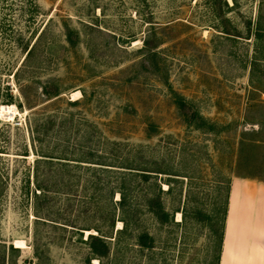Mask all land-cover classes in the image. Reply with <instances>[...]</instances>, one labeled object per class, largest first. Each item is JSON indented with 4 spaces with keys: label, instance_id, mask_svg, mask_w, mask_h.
Here are the masks:
<instances>
[{
    "label": "rangeland",
    "instance_id": "obj_1",
    "mask_svg": "<svg viewBox=\"0 0 264 264\" xmlns=\"http://www.w3.org/2000/svg\"><path fill=\"white\" fill-rule=\"evenodd\" d=\"M21 40L36 43L31 57ZM145 41L158 46L148 50ZM150 51L157 53L151 62ZM55 87L60 94L48 98L44 91ZM1 105L17 109L0 114L6 264H98L87 262L89 248L70 227L37 220L31 127L46 119L53 124L44 148L92 149L116 165L65 176L79 184L62 205L82 224L106 229L102 214L112 208L86 177L114 184L129 171L123 163L163 172L157 181L174 222L160 224L143 204L148 185L137 187L140 228L155 236V247L141 250L113 234L105 264H216L215 229L229 184L264 179V0H0ZM195 111L218 130L190 122ZM119 198L115 192L113 201ZM177 207L186 208V219ZM121 218L116 207L114 232Z\"/></svg>",
    "mask_w": 264,
    "mask_h": 264
},
{
    "label": "trees",
    "instance_id": "obj_2",
    "mask_svg": "<svg viewBox=\"0 0 264 264\" xmlns=\"http://www.w3.org/2000/svg\"><path fill=\"white\" fill-rule=\"evenodd\" d=\"M20 44L23 45V49L26 51V58L31 57L35 52L36 43L30 46L29 41H20ZM158 46V43L151 45L145 41V48L150 50ZM144 49H141L143 51ZM156 57L157 53L155 51L149 52L145 59L149 60L152 57ZM44 94L49 98L53 96H58L60 94V89L55 87L53 91H44ZM177 104L180 107L185 106L184 100L177 96ZM73 103H76L75 101ZM191 121L196 124L198 128H205L210 132L217 131V125L214 122L207 121L203 116L199 115L196 111L192 114ZM198 120V121H197ZM51 124L53 121L46 119L42 123H35L31 127L32 145L34 144V149L38 158L35 160V181L33 186V194L35 198V209L36 214L39 217V221L44 223H51L55 228L60 226L64 229L71 228L73 234H78V239L87 244L89 248V254L86 258L87 262L93 258L98 259V264H105V260L109 259L111 255V237L115 235V239L118 237H128L131 240L133 239L137 246L141 250H152L155 247L156 238L153 234L145 229H141L140 224V203L137 200H134L133 197L138 196L136 188L143 190L145 187H148L145 191V197L143 198V204L146 206L147 210L153 215V217L162 225L174 222V213L170 212L164 201L162 199V194L164 190L161 187V184L157 181L158 173H163L155 167V169H141L132 167L131 164L119 165V167L124 168L129 171H123L121 176L117 178L116 183H112L111 180H103V178H91L86 177L87 182L91 184L95 189V193L107 194L105 199H102L101 205H104V202L108 205H112L111 210L107 213L102 214L104 219H107L108 224L106 229L100 227L99 225H85L80 223L79 216H72L73 208H66L62 204V198L73 192V186H78V182L67 184L64 182V178L67 174L70 175L71 171H77L83 166L84 171H93L97 172H111L109 166H116L113 162L108 161L104 156L97 152L96 150L86 149L80 151H72L71 153L67 148L61 144L47 149L44 148V144L51 139ZM36 143L39 144V150L36 149ZM65 144V143H64ZM47 147V146H46ZM3 152V151H0ZM23 155L27 156L28 150L26 149ZM155 176V177H153ZM128 177V178H127ZM77 178H82L78 176ZM154 178V180H152ZM144 184L148 186L144 187ZM167 192L171 190V183L168 182ZM231 183L229 184L227 196L224 200V207L222 208L221 216L219 217L220 227L215 229L217 233V250H216V264H220V258L223 248L224 241V230L226 226V218L228 213V200L230 194ZM30 181L27 182V192L29 193ZM36 191H39L37 193ZM75 191V190H74ZM139 191V190H138ZM119 192V200L113 201L114 193ZM1 195V193H0ZM1 197V196H0ZM91 199V198H90ZM88 201H84L87 203ZM116 207L121 210L123 222V227L121 229L115 230V215ZM186 208L177 207L176 211L181 212L184 218L186 219ZM207 217V216H206ZM210 222H216L215 215L207 217ZM214 225V224H213ZM94 228L95 233L90 232L87 237L84 239V230H91ZM0 247L3 249V255H0V264H6L5 251L6 245L3 244ZM10 249L13 251H19L20 248L14 247L13 244L9 245ZM36 253L39 256L38 247L36 246ZM16 261H13L14 264Z\"/></svg>",
    "mask_w": 264,
    "mask_h": 264
},
{
    "label": "crops",
    "instance_id": "obj_3",
    "mask_svg": "<svg viewBox=\"0 0 264 264\" xmlns=\"http://www.w3.org/2000/svg\"><path fill=\"white\" fill-rule=\"evenodd\" d=\"M220 264H264V179H232Z\"/></svg>",
    "mask_w": 264,
    "mask_h": 264
},
{
    "label": "bare ground",
    "instance_id": "obj_4",
    "mask_svg": "<svg viewBox=\"0 0 264 264\" xmlns=\"http://www.w3.org/2000/svg\"><path fill=\"white\" fill-rule=\"evenodd\" d=\"M16 107L14 105H1L0 106V114L6 113L9 117L13 116L16 113ZM18 244L22 245V241H17Z\"/></svg>",
    "mask_w": 264,
    "mask_h": 264
}]
</instances>
